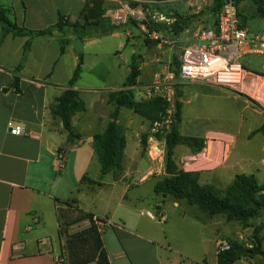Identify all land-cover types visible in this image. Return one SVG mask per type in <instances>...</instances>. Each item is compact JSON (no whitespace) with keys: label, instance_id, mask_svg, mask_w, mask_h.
<instances>
[{"label":"crops","instance_id":"obj_1","mask_svg":"<svg viewBox=\"0 0 264 264\" xmlns=\"http://www.w3.org/2000/svg\"><path fill=\"white\" fill-rule=\"evenodd\" d=\"M99 1H104L100 2L104 8L109 1L116 3L108 13L125 2L0 0V5L11 9L10 19L19 27L37 31L56 25L60 14L76 22L88 2ZM180 1L185 2L177 3L185 13L211 16L215 0L168 2ZM163 19L168 25L176 21L165 16ZM202 23V19L190 20L189 27L174 38L188 46ZM211 24L212 20L208 26ZM104 25L108 28L110 24L106 21ZM119 32L106 36L95 34L79 42L71 29L55 30L52 35L32 42L19 72L28 39L7 34L0 27V264H58L64 241L59 236L57 200L72 199L77 200L80 210L106 223L102 236L111 264H218V247L230 236L225 230L230 222L222 215H203L185 201L156 196L154 187L165 170L156 168V163L142 152L139 138H131L135 142L134 151L127 153L126 146L121 170L102 175L93 136L103 133L110 121L114 106L109 103L108 94L112 90L83 91L76 84L86 111L73 118L74 131L83 136L74 147L67 144L68 133L62 122L51 114V107L67 89L79 64V53L83 54V73L87 67L84 50ZM185 32L187 38L181 40ZM63 42L67 45L61 54ZM78 44L82 50L77 48ZM143 67H140L141 76ZM17 78L20 93L15 88ZM124 110H120L118 120L121 126ZM11 122L22 127L25 134H11ZM201 139L205 144L202 155H205L208 141ZM178 147H182L179 152L182 163L201 154L194 153L187 145ZM60 150L65 155L62 169L58 165ZM229 157L213 172L196 170L200 183L212 185L216 190L228 188L237 175H242L225 169ZM148 213L165 214L168 219L161 223ZM89 225L86 220L74 225L71 231Z\"/></svg>","mask_w":264,"mask_h":264},{"label":"rangeland","instance_id":"obj_2","mask_svg":"<svg viewBox=\"0 0 264 264\" xmlns=\"http://www.w3.org/2000/svg\"><path fill=\"white\" fill-rule=\"evenodd\" d=\"M99 2L104 3V1ZM132 3L138 12L137 19L136 17L135 19L130 18L126 24L116 25L110 20L108 13V10L113 8L116 3L107 2L106 8H104L105 19L110 24L118 26L120 32L118 35L104 38L96 45L87 47L84 52L81 51L86 57L87 67L77 84L79 89L83 91L122 90L123 83L130 74L129 64L134 54L135 63L139 67L144 66L142 76L138 81L139 84L152 83L155 73L162 70L164 66L170 65L175 56H180L185 44L177 42L172 46L165 42L162 43L161 40H153L148 34L147 25L168 24L165 19L162 20L163 16L166 19L173 16L192 21L202 19L203 23L199 24L201 27L199 30H204L208 28L209 21L216 20L212 15L185 13L184 9L178 5L185 3L184 1L172 3L140 0V2ZM238 9L240 14L247 19V27L253 31L264 29V20L256 17L257 7L254 0L242 1L239 3ZM193 30L194 28L191 29V31ZM154 32L165 41L176 40L170 32L157 30ZM127 33L129 36L126 35ZM187 35V32L182 34L181 40H185ZM77 48L82 50L83 47L78 44ZM241 63L247 70L258 76V78L251 76L248 78L242 90L245 93L210 86L200 81L182 82L178 85L176 108L178 102L182 104V117L178 124L180 133L188 138H207L208 148L205 155H202V150L196 159H192L191 162L185 160L182 163L180 162L181 157H179L182 147H178L175 153V162L180 169L184 167L188 172L194 174L199 169H209L207 172H213L216 170V166H223L222 164L230 155L225 169L236 174L254 175L259 184L264 186V167L260 164L264 155V60L257 56H247L241 60ZM121 117H123L122 127L127 135L126 150L127 153H130L135 150V142L131 138H139L142 141L143 136L151 133L152 127L147 121L134 113L132 114L128 109L124 110ZM260 129H263L262 132L253 134ZM76 131H79V128H76ZM85 138H88V135ZM150 147V140L145 149L141 144L144 154L149 153ZM162 157L153 162L156 163V168L163 167L166 174V159L164 155ZM217 187L223 189L221 186ZM147 189L145 188L144 192H147ZM226 189L217 191L223 196ZM227 226L225 230H228L230 234L228 238L238 240L248 249L257 248L259 241L262 243L264 251V210L258 217L249 220L246 224L231 222ZM235 263L264 264V258L262 255H257Z\"/></svg>","mask_w":264,"mask_h":264},{"label":"trees","instance_id":"obj_3","mask_svg":"<svg viewBox=\"0 0 264 264\" xmlns=\"http://www.w3.org/2000/svg\"><path fill=\"white\" fill-rule=\"evenodd\" d=\"M156 2H168L171 0H154ZM225 0H215L211 10L212 16L216 19L212 22V28H216L218 17L222 10ZM237 8L239 3L244 0H235ZM257 7L256 17L264 20V0H254ZM134 8V3L131 4ZM239 11V9H238ZM11 9H5L0 5V27L5 33H12L14 36L27 37L24 47V55L19 65L20 72L24 66L25 59L30 52L32 42L39 37L52 35L55 30L64 31L71 29L77 40L89 38L92 35L106 36L119 30L118 26L110 24L105 27L104 6L100 2H88L81 13L79 20L70 22L64 15L60 14L58 23L44 30H29L19 27L10 19ZM239 15L244 18L240 12ZM174 18L173 24L159 23L147 25L148 31L170 32L173 36L183 33L190 25V20ZM130 20V19H129ZM128 20V21H129ZM209 27V26H208ZM67 42L61 45V54L65 53ZM181 56V54H180ZM180 56H175L171 63V70L178 76L181 61ZM135 54L131 63V71L126 79L122 90L111 91L108 94L109 103L114 106V111L110 115V121L103 133L93 136V146L102 167V175L121 170L124 161V153L127 140L123 127L118 123L120 110L122 108L133 111L136 115L147 121L151 127L161 120L166 110V104L161 98H153L147 101H139L136 97L134 88L139 84L141 70L134 61ZM84 64L83 54L79 53V64L68 84L67 89L57 99L56 104L51 107V114L59 119L65 131L68 133L67 144L71 147L76 146L83 136L74 131L73 118L76 114L86 111V104L81 98L79 91L75 89L82 74ZM19 79H16L15 88H18ZM182 104L177 103L175 114V124L172 132L166 138V174L157 181L154 191L156 196L163 198L170 197L175 201H185L189 206L195 207L201 214L209 217L222 215L227 222H239L246 224L249 220L256 218L264 210V186L260 185L254 175H237L232 184L226 189L223 196L214 186L200 183L199 174L186 172L180 169L175 162V149L179 145L191 147L194 153H200L205 144L201 138H188L181 135L178 124L181 122ZM260 129L253 134L262 132ZM150 138V133L143 136L142 145L145 149ZM157 139H161L157 136ZM146 146V147H145ZM59 154H63L60 150ZM86 179V178H85ZM59 215V236L64 241L62 256L65 257V264H111L109 255L105 247L102 232L94 223V217L78 208L75 199L69 201L57 200ZM90 222L89 227L72 232L71 228L83 221ZM231 249L220 253L218 264H234L242 259H251L254 256L262 255L264 251L262 243L258 241V247L253 249L245 248L243 243L232 238H227Z\"/></svg>","mask_w":264,"mask_h":264},{"label":"built area","instance_id":"obj_4","mask_svg":"<svg viewBox=\"0 0 264 264\" xmlns=\"http://www.w3.org/2000/svg\"><path fill=\"white\" fill-rule=\"evenodd\" d=\"M137 0H125L116 9L109 11L110 20L116 25H123L130 18L136 17L138 12L131 6V2ZM153 40H161L174 46L177 41H165L156 32L148 31ZM247 56L264 58V29L253 31L246 25V21L239 15L235 0H225L218 17L216 28L212 25L207 29L198 30L193 37V43L182 48L181 66L178 76L171 70V64L166 65L155 73L152 83L136 86V97L139 101H147L153 98H161L166 104V110L161 120L152 126L150 133L151 147L149 157L156 161L165 156L166 138L172 132L176 114V92L180 83L203 82L210 86L237 90L242 93L248 78L258 76L243 66L241 60ZM263 107V105H262ZM13 135L25 134L24 129L13 122L9 124ZM160 136L161 139H157ZM192 160H190L191 162ZM65 155H58L59 168H63ZM264 167V155L260 160ZM152 219L165 223L168 219L165 214L152 215ZM94 223L103 233L106 223L94 218ZM43 242V241H42ZM231 245L227 241L219 244L217 255L229 251ZM58 264H65V257L57 258Z\"/></svg>","mask_w":264,"mask_h":264}]
</instances>
